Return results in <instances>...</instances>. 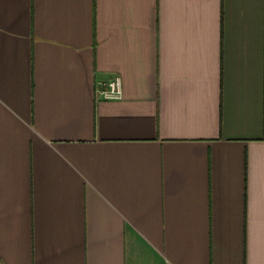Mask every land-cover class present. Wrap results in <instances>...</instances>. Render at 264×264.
<instances>
[{
	"label": "crops",
	"instance_id": "1",
	"mask_svg": "<svg viewBox=\"0 0 264 264\" xmlns=\"http://www.w3.org/2000/svg\"><path fill=\"white\" fill-rule=\"evenodd\" d=\"M0 264H264V0H0Z\"/></svg>",
	"mask_w": 264,
	"mask_h": 264
},
{
	"label": "built area",
	"instance_id": "2",
	"mask_svg": "<svg viewBox=\"0 0 264 264\" xmlns=\"http://www.w3.org/2000/svg\"><path fill=\"white\" fill-rule=\"evenodd\" d=\"M96 95L99 100H119L121 98V79L116 76L96 84Z\"/></svg>",
	"mask_w": 264,
	"mask_h": 264
}]
</instances>
